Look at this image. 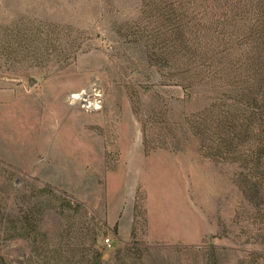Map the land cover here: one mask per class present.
Returning <instances> with one entry per match:
<instances>
[{
	"label": "rangeland",
	"instance_id": "obj_1",
	"mask_svg": "<svg viewBox=\"0 0 264 264\" xmlns=\"http://www.w3.org/2000/svg\"><path fill=\"white\" fill-rule=\"evenodd\" d=\"M0 254L264 264V0H0Z\"/></svg>",
	"mask_w": 264,
	"mask_h": 264
},
{
	"label": "trees",
	"instance_id": "obj_2",
	"mask_svg": "<svg viewBox=\"0 0 264 264\" xmlns=\"http://www.w3.org/2000/svg\"><path fill=\"white\" fill-rule=\"evenodd\" d=\"M43 211V210H42ZM31 220L32 219H30V218H27L26 219V221L24 222L25 224H24V229L22 228L21 230H23L22 232L23 233H20V235H17V233H16V231H12L13 233V235H8V233H5V238H9V239H12V238H15V237H18V236H20V237H24V238H27V239H29L31 236H32V227H31V224L29 223V222H31ZM14 225V223H11V225ZM15 226H16V223H15ZM15 226H13V227H15ZM11 228H13L12 226H10ZM0 264H7V262H6V260L4 259V257L0 254Z\"/></svg>",
	"mask_w": 264,
	"mask_h": 264
}]
</instances>
